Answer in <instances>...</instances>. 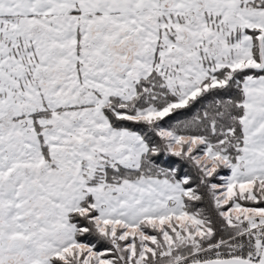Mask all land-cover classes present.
I'll return each instance as SVG.
<instances>
[{
    "label": "snow or ice",
    "instance_id": "6c2138e0",
    "mask_svg": "<svg viewBox=\"0 0 264 264\" xmlns=\"http://www.w3.org/2000/svg\"><path fill=\"white\" fill-rule=\"evenodd\" d=\"M0 264H264V0H0Z\"/></svg>",
    "mask_w": 264,
    "mask_h": 264
}]
</instances>
